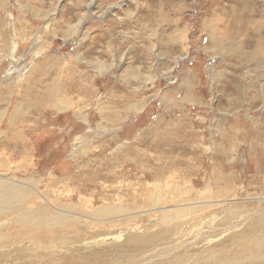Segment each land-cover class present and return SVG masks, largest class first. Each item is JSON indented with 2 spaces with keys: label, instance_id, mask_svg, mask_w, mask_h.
<instances>
[{
  "label": "rangeland",
  "instance_id": "374dc122",
  "mask_svg": "<svg viewBox=\"0 0 264 264\" xmlns=\"http://www.w3.org/2000/svg\"><path fill=\"white\" fill-rule=\"evenodd\" d=\"M0 158L50 211L86 221L7 220L0 264H170L250 232L264 213V0H0ZM200 201L219 205L194 227L162 221ZM108 204L137 209L93 214Z\"/></svg>",
  "mask_w": 264,
  "mask_h": 264
},
{
  "label": "bare ground",
  "instance_id": "6f19581e",
  "mask_svg": "<svg viewBox=\"0 0 264 264\" xmlns=\"http://www.w3.org/2000/svg\"><path fill=\"white\" fill-rule=\"evenodd\" d=\"M213 42L215 45H218V43L220 42V40L218 39V36H214ZM58 107L60 109H63L60 106H58ZM20 109H21V107H20ZM1 161H2V158H0V227L3 226L4 224H6L8 222L7 220H9L11 223L12 222L13 223L17 222V224L21 223V226L32 225V226H34L32 229H34L36 226L39 228L41 227L43 229H47L51 226H62L63 224H66V223L86 222L81 218L82 217L81 213H78V216H74L70 211L66 210L65 207L68 205H62L61 208H55L54 210L50 211V203H47V205L45 204V202H48L50 200V193H48V192L44 193L45 191L40 192L37 188L39 185V182H37V180H35L33 178H32L33 180H31L30 178L29 179H15V178L7 175L4 172L5 169L1 168V166L3 165L1 163ZM227 190H231V189H227ZM223 193H224V191H223ZM231 193H232V191H231ZM160 196L161 195H157L158 199L156 201L153 200V202H154L153 206H154V204H157V203L159 204L160 201L162 202V200H160ZM231 197H233V195ZM170 202H172V201H170ZM160 204H162V203H160ZM218 205H219V202H216V201H213V202L200 201L199 203L197 202V203H194V204L189 205V206H176L177 208L175 210H172V211H170L167 208H164L162 213H161V218L163 219L162 221H164V222L166 220H170V219L176 220V223L180 221L179 224H181V225H182V223H183V225H184V223H187V224L190 223L189 226H185L186 227L185 229H187L188 227L192 228L195 226V223L192 220L193 218L194 219L195 218L203 219L205 217V216H202V214H203L201 212L202 210H206V209H209L211 207L214 208V207H217ZM148 206L152 207V204H148ZM135 207H137L136 204L134 205V207L129 206L128 208L125 207L122 210V208H117L116 206L108 204V205H103L102 207L96 209L93 212V214L96 215L97 217H100V219H102V218H104V220L109 219L111 222H114V220L116 218L114 216V214H118V213L126 212V211H131V209L132 210L137 209ZM138 209H139V207H138ZM236 210L239 212L241 209H236ZM149 213H150V211H149ZM196 213H198L197 215H199V213H200L201 217H195L194 215L192 216V218L188 217L189 214H196ZM8 214H13V217L6 218ZM126 214H128V213H126ZM219 214H220V212H219ZM249 216H251V215H249ZM90 221H92V220H90ZM211 221H212V219H211ZM252 224H253L252 227L249 229L250 232H245L241 236H232L231 238L229 237L228 238L229 242L224 241V242L220 243V246H219L220 248L216 247V248H212L209 251H203L202 253H200V256L196 260H193V257H194L193 253L192 254H185L184 256H179V257H176L175 255H173V258L169 257L165 260L170 264H185V263H190V262H191V264H264V213L261 215L260 218L253 220ZM15 225H16V223H15ZM26 231L28 233H31L32 230L28 229ZM198 231H200V230H198ZM61 232H57V234H59ZM32 234H34V233H32ZM3 235L4 234L2 232V229L0 228V241H2V240L4 241V239L2 238ZM35 235L37 236V234H35ZM162 236H163V234H162ZM166 236H168V235L166 234ZM172 236H174V235H172ZM131 238L133 239V241L137 242V241H140L141 239L144 240L145 236L133 234L131 236ZM157 238H159V235L154 233V235L152 236V240L150 239L151 241L148 242V245L150 243H152V241L157 239ZM183 238H184V236H183ZM30 239H31L30 240L31 243L38 244V242H35L36 239H32V238H30ZM99 239H97V240H99ZM212 240H214V239H212ZM25 241H27V240H25ZM37 241H38V239H37ZM56 241L58 243L61 242L62 244L63 243L67 244L66 239H63L60 235L57 236ZM174 241H175V239H174ZM184 241H186V240H184ZM145 242L146 241H144V243ZM202 245H204V244H202ZM178 247H179V245H178ZM126 260L124 259L125 262H126ZM155 264H158V263H155ZM159 264H163V263H159Z\"/></svg>",
  "mask_w": 264,
  "mask_h": 264
}]
</instances>
